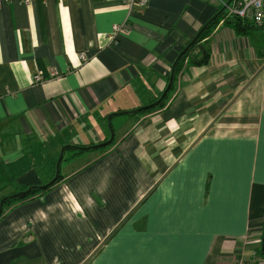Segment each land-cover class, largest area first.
I'll return each instance as SVG.
<instances>
[{
	"label": "crops",
	"instance_id": "1",
	"mask_svg": "<svg viewBox=\"0 0 264 264\" xmlns=\"http://www.w3.org/2000/svg\"><path fill=\"white\" fill-rule=\"evenodd\" d=\"M222 1L147 0L141 15L129 16L121 0L0 4V200L13 182L15 192L43 186L62 146L107 141L108 114L153 103ZM261 29L239 35L213 25L199 43L207 64L185 60L162 106L123 115L111 144L63 173L60 162L62 178L47 191L6 205L0 264H256ZM36 74L42 82L32 81ZM22 144L44 169L24 160Z\"/></svg>",
	"mask_w": 264,
	"mask_h": 264
},
{
	"label": "water",
	"instance_id": "2",
	"mask_svg": "<svg viewBox=\"0 0 264 264\" xmlns=\"http://www.w3.org/2000/svg\"><path fill=\"white\" fill-rule=\"evenodd\" d=\"M233 0H226L225 2H223L222 6L220 7L219 11L214 14L203 26L202 28H200V30L195 34V36L186 44V46L179 52V54L177 55V57L175 58L174 62L171 65L170 68V74H169V79L168 82L166 84V87L164 89V91L161 93V95L159 96V98L146 106H143L141 108H138V110H134V111H130V112H118V113H110L107 115L106 118V124H107V128H108V132H109V139L105 142H102L100 144L94 145V146H88V147H82V146H73V145H64L60 148L57 160L54 165V174L53 177L45 184L40 185V186H30L28 188H25V190H20L14 194L8 195L6 197H3L0 200V214L2 213V207H3V203L8 200V199H18L22 200L25 199L32 191H43L45 189H47L48 187L52 186L57 178H58V174H59V167H60V162L62 161V157H63V153L65 152V150H74V151H88V150H93V149H97V148H103L108 146L109 144H111L112 140H113V132H112V128H111V120L113 117H117V116H122V115H132V114H137L141 111H145L147 109H150L154 106H156L159 102H161L164 99V96H166L167 92L169 91L171 84H172V78H173V71L174 68L176 66V64L178 63L179 59L187 52V50L197 41L198 37L201 35L200 33H202L214 20H216L221 14H223V12L226 10V8L229 6V4L232 2ZM261 252L264 254V226H263V231H262V236H261Z\"/></svg>",
	"mask_w": 264,
	"mask_h": 264
},
{
	"label": "built area",
	"instance_id": "3",
	"mask_svg": "<svg viewBox=\"0 0 264 264\" xmlns=\"http://www.w3.org/2000/svg\"><path fill=\"white\" fill-rule=\"evenodd\" d=\"M24 5H30L32 0H20ZM8 0H0V4L6 3ZM122 4L127 8L128 16L132 13L141 15L147 6V0H121ZM1 6V5H0ZM224 15L219 20L220 24H224L227 20L238 18L251 24L255 28L264 27V0H233L226 10ZM125 26H113L112 35L118 34ZM82 62L85 61L84 55L80 54ZM52 76H57V73H52ZM34 83H40L43 81L41 75L36 74L32 77ZM256 264H264V259H259Z\"/></svg>",
	"mask_w": 264,
	"mask_h": 264
},
{
	"label": "trees",
	"instance_id": "4",
	"mask_svg": "<svg viewBox=\"0 0 264 264\" xmlns=\"http://www.w3.org/2000/svg\"><path fill=\"white\" fill-rule=\"evenodd\" d=\"M223 1L225 2L226 0H223ZM223 15H224V13L221 14L216 20H214L202 33H200L201 35L198 37L197 41L179 59L178 63L176 64V66L174 68V71H173L172 84L174 82V79H175L176 75L178 74V71L181 70V68H182L183 63H184L185 60L187 61L188 65L201 66V65L207 64L208 58H209L208 51L206 49L205 44L204 45L203 44L199 45V43L205 37H207L208 33L211 30V27H213V25H216L218 23V21L222 18ZM224 24H226L227 26H229L230 28H232L233 32H235V33H237L239 35L249 34V31H252L253 29H255V27L252 26L251 24H247L246 22H244L242 20H239L238 18H233V19L231 18V19L227 20ZM172 84H171V87H170L169 91L167 92L166 96L170 92V90L172 88ZM166 96H164V99L161 102H159L156 106H154V107H152L150 109H147L145 111H141L140 113L143 114V113L149 112L150 110L159 108L160 106H162L164 104L165 99L167 98ZM158 98H159V96H158ZM158 98H156L154 101H156ZM77 153H79V152H77ZM55 160H56V158L52 162V172H51L52 175H50L51 176L50 179L53 177V174H54V162H55ZM62 161H64V158H62ZM61 178H62L61 175H59L56 182H58ZM48 181H46L45 183H47ZM23 189H25V188H23ZM48 189H49V187L47 189L43 190V191H32L26 198H28L29 196L31 197L32 195H34L36 193L45 192ZM14 193H15V191L9 193V195L14 194ZM25 199H23V200H25ZM15 201H18V199H8V200H6L3 203L2 209L4 207H6V205H9V204H11V203H13ZM19 201H21V200H19ZM260 253L262 255H264L261 251H260Z\"/></svg>",
	"mask_w": 264,
	"mask_h": 264
},
{
	"label": "rangeland",
	"instance_id": "5",
	"mask_svg": "<svg viewBox=\"0 0 264 264\" xmlns=\"http://www.w3.org/2000/svg\"><path fill=\"white\" fill-rule=\"evenodd\" d=\"M219 22V21H218ZM264 29H261V31H263ZM126 118V116H117V117H114V119H113V121L110 123V124H112V129H113V131H114V135L116 134H118L117 133V124L118 123H120L122 120H124ZM103 132L105 133V135L103 136V138H107L109 135H108V130L105 128V125H103ZM19 144H20V142H19ZM23 147H25L23 144L21 145V152L24 154V156H25V158H24V160H26L29 164H35V162H33L34 161V159H36L37 158V152H35V151H26ZM18 149V146H14L13 147V150H15V149ZM23 148V149H22ZM94 152H96V151H86V152H83V153H81L80 155H76V156H74L75 154H76V151H74V150H66L65 152H64V156H63V158H64V161H62L61 162V172L63 173V171L65 170V169H67V167L68 166H72L73 164H75L76 162H79L80 160H82L83 158H86V157H88V156H90V154H93ZM89 154V155H88ZM78 158H80V159H78ZM74 160V161H73ZM73 161V162H72ZM67 164H69V165H67ZM35 166L36 167H34V169H35V171H40L41 169H44V168H41V166H37L36 164H35ZM51 170H49V172L48 173H44V172H42L44 175H42V179H43V183L44 182H46L47 180H49L50 179V175H52L51 174V172H52V167L50 168ZM45 170H47L46 168H45ZM48 174V175H47ZM15 183L13 182L12 184H10L12 187L10 188L9 186H7L6 187V190L5 191H7L8 193H11V192H13L15 189H17V185L15 186L14 185ZM11 191V192H10ZM17 192V191H16ZM15 192V193H16ZM261 240V239H260ZM260 240H258L257 241V247H256V249H258V252H257V257H258V259H257V261L259 260V259H264V255H262L263 257H260L261 255V253H260V251H261V241ZM260 255V256H259ZM256 261V262H257Z\"/></svg>",
	"mask_w": 264,
	"mask_h": 264
}]
</instances>
